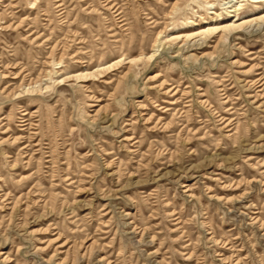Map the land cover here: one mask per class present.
<instances>
[{"label": "rangeland", "instance_id": "obj_1", "mask_svg": "<svg viewBox=\"0 0 264 264\" xmlns=\"http://www.w3.org/2000/svg\"><path fill=\"white\" fill-rule=\"evenodd\" d=\"M255 1L0 0V264H264Z\"/></svg>", "mask_w": 264, "mask_h": 264}, {"label": "bare ground", "instance_id": "obj_2", "mask_svg": "<svg viewBox=\"0 0 264 264\" xmlns=\"http://www.w3.org/2000/svg\"><path fill=\"white\" fill-rule=\"evenodd\" d=\"M261 1H264V0H256L255 2H261ZM260 18H261V19H264V16H263V17H260ZM260 18H259V19H260ZM227 27H229V26L219 27V28H218V27H217V28H213V27H212V28H210V29H207V31H213V30L222 29V28H225V29H226ZM232 27H233V25H232ZM204 32H205V31H203V33H204Z\"/></svg>", "mask_w": 264, "mask_h": 264}]
</instances>
